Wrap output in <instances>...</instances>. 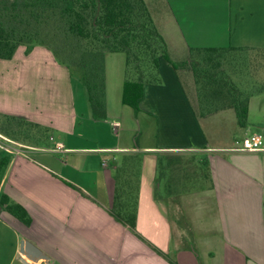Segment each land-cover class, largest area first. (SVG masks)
Returning <instances> with one entry per match:
<instances>
[{
	"label": "crops",
	"instance_id": "0c3cea01",
	"mask_svg": "<svg viewBox=\"0 0 264 264\" xmlns=\"http://www.w3.org/2000/svg\"><path fill=\"white\" fill-rule=\"evenodd\" d=\"M145 2L175 61L188 59L192 47L248 48L243 58L264 53V0ZM33 52L56 63L43 46ZM262 69L248 73L244 66L236 74H261ZM160 70L163 83L145 86L138 112L123 103L116 109L111 94L115 91L114 100L121 96L124 75L106 74V119L93 116L85 86L70 74L9 78L16 95L26 92L25 102L16 104L18 110H0L51 130L2 157L0 192L32 217L25 225L0 208V220L11 219L17 228L13 260L25 264L20 249L22 240H29L48 256L28 259L30 264H264V146L236 148L237 140L253 133L264 137V81L249 76L257 89L249 100V124L242 127L230 107L199 114L190 70L177 71L164 59ZM53 94L58 106L50 111L44 102ZM8 100L12 103V97ZM127 118L130 138L115 135L111 124ZM79 122L94 132L102 129L108 141L87 138ZM140 122L146 124V136L139 142L134 134ZM125 152L144 154L135 231L109 212L115 164ZM160 154L173 172L168 193L157 198Z\"/></svg>",
	"mask_w": 264,
	"mask_h": 264
},
{
	"label": "trees",
	"instance_id": "16d2710c",
	"mask_svg": "<svg viewBox=\"0 0 264 264\" xmlns=\"http://www.w3.org/2000/svg\"><path fill=\"white\" fill-rule=\"evenodd\" d=\"M21 45H26L28 51L36 45L46 47L57 62L78 73L96 119L108 117V53L125 54L121 98L135 112L140 111L145 86L163 83L160 65L164 59L177 71L192 72L199 114L230 107L242 127L249 124V100L257 86L249 81L254 74L236 73L244 66L248 73L264 66V53L248 52L247 58H243L241 52L249 51L248 48L235 46L192 47L188 59L173 60L145 0H0V60L12 58ZM237 76L244 79L238 81ZM245 82L248 87H244ZM31 128L48 129L22 116L2 115L0 129L10 136ZM165 158L164 154L158 156L161 185L155 191L157 198L168 193L166 186L172 179L171 164ZM143 160V152H125L115 164L109 212L132 231L137 224ZM5 163L6 159L1 158L0 170ZM0 208L25 225L32 223L27 209L5 192H0Z\"/></svg>",
	"mask_w": 264,
	"mask_h": 264
},
{
	"label": "rangeland",
	"instance_id": "374dc122",
	"mask_svg": "<svg viewBox=\"0 0 264 264\" xmlns=\"http://www.w3.org/2000/svg\"><path fill=\"white\" fill-rule=\"evenodd\" d=\"M37 46V45H36ZM33 46L29 51L27 50L26 45H21L17 48L14 55L10 59H2L0 60V107L3 109L8 108L11 110H18V105H22L24 100L23 95L26 94V92L18 93V95L15 94V86L14 83L10 82V79L12 75L14 74H39V76H43L44 78L46 76H50L52 78L54 74H70L71 80L75 81L78 79V76L68 69L66 66L60 64L55 60L52 62L51 60L47 59L46 55L37 54L33 52ZM46 48V47H45ZM49 50V49H47ZM49 52H51L49 50ZM52 56V53L49 55ZM54 57V56H53ZM55 59V58H54ZM32 67H29V66ZM63 66V67H61ZM106 67H107V74H109L111 77H118V74L124 75V69H125V54L122 52L119 53H108L106 58ZM64 68V69H63ZM66 73H64V71ZM184 69H181V71ZM261 74H254L257 78L264 81V69L260 72ZM113 79V78H112ZM40 81V79L38 80ZM41 80L40 82H42ZM49 82H52L51 79L48 80ZM55 81V83H57ZM2 85V86H1ZM5 85V86H4ZM4 86V87H3ZM13 94H11V92ZM50 91L53 89H49ZM121 92V91H120ZM29 93V92H28ZM119 93L116 91V96ZM111 100L116 103V109L124 107L122 104V93L121 96L118 95V99L114 100L115 91L111 94ZM12 97V103H10L8 98L10 99ZM38 97V96H37ZM31 100L35 99V97H30ZM57 96L54 94L52 96H47L46 100L48 102H44L47 109L50 111H53L57 109ZM52 100V102H50ZM119 100V101H118ZM55 101V102H54ZM118 101V102H117ZM33 104H37L31 101ZM114 105V106H115ZM120 105V106H119ZM2 115H13L9 114L7 110H0V126L2 127ZM15 115V114H14ZM22 116V115H17ZM24 117V116H22ZM25 118V117H24ZM132 122L130 119H126L122 124L121 123H113L112 128L114 129L115 135H118L119 133H122V135L125 136V138H130V132L128 131V125ZM140 127L135 131L134 138L137 141H142V139L145 138V125L141 124ZM142 126V127H141ZM87 127V128H86ZM78 128L85 131V134L87 135V138H91L95 135L101 141H108V137L103 134L102 129H96L94 132L93 128L91 129L87 124H84L83 122L78 123ZM102 128V127H101ZM51 131L50 129H47V131H43L36 128H31L28 132H22V133H15V135L10 136L4 131L0 129V159L3 156L7 155L8 150H17V149H26L27 145H31L32 143H35V139L38 138H46L48 137ZM114 135V136H115ZM94 138V137H93ZM110 138H112L110 136ZM242 139V138H241ZM17 228L14 224H12V220H0V264H20L19 259H12L13 252L15 249V242H16V232Z\"/></svg>",
	"mask_w": 264,
	"mask_h": 264
},
{
	"label": "built area",
	"instance_id": "2783aa9c",
	"mask_svg": "<svg viewBox=\"0 0 264 264\" xmlns=\"http://www.w3.org/2000/svg\"><path fill=\"white\" fill-rule=\"evenodd\" d=\"M263 146L264 137L260 133H253L244 139L236 141V148L240 150L255 151L262 149ZM56 148L58 150H63V145L57 143Z\"/></svg>",
	"mask_w": 264,
	"mask_h": 264
},
{
	"label": "water",
	"instance_id": "95a60500",
	"mask_svg": "<svg viewBox=\"0 0 264 264\" xmlns=\"http://www.w3.org/2000/svg\"><path fill=\"white\" fill-rule=\"evenodd\" d=\"M20 252H21L20 259L25 264H30L28 259L30 260H37L39 258L48 259V256L29 240H22Z\"/></svg>",
	"mask_w": 264,
	"mask_h": 264
}]
</instances>
